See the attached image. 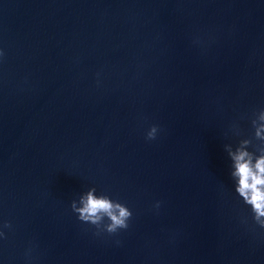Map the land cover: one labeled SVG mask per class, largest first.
Returning a JSON list of instances; mask_svg holds the SVG:
<instances>
[{"label": "water", "instance_id": "1", "mask_svg": "<svg viewBox=\"0 0 264 264\" xmlns=\"http://www.w3.org/2000/svg\"><path fill=\"white\" fill-rule=\"evenodd\" d=\"M261 108L264 0H0V264H264L232 155Z\"/></svg>", "mask_w": 264, "mask_h": 264}, {"label": "clouds", "instance_id": "2", "mask_svg": "<svg viewBox=\"0 0 264 264\" xmlns=\"http://www.w3.org/2000/svg\"><path fill=\"white\" fill-rule=\"evenodd\" d=\"M258 111L260 119L264 120V108ZM157 132L158 126L154 124L148 130L146 138L155 139ZM257 135H259V130H257ZM232 155L235 161L233 176L237 178L235 190L243 198V203L250 206L252 220L264 227V155L260 156L255 163L251 158H247L249 154L245 151H238ZM80 205L77 207L76 202L73 201L72 211L78 214L80 221L94 225L97 235L105 231L115 234L120 229L129 227L132 211L119 200L111 199L107 195H95L93 191H89L86 196L81 197ZM102 224L103 227H101ZM3 227L11 228L10 222L5 221ZM3 235L4 232L0 231V236Z\"/></svg>", "mask_w": 264, "mask_h": 264}]
</instances>
